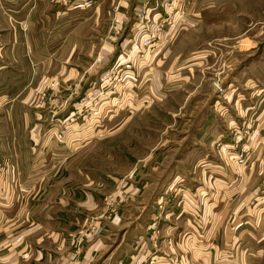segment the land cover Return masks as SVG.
I'll return each instance as SVG.
<instances>
[{"label": "rangeland", "instance_id": "374dc122", "mask_svg": "<svg viewBox=\"0 0 264 264\" xmlns=\"http://www.w3.org/2000/svg\"><path fill=\"white\" fill-rule=\"evenodd\" d=\"M5 1L9 4L10 0ZM3 2L0 0V11ZM85 2L53 0L55 13L73 9L86 15L85 19L79 17L85 23L71 21L65 26L64 40L68 41L62 51V34L55 39L59 41L53 50L55 58L67 60L70 75L56 61L54 74H37L35 92L27 99L23 93L15 101L22 104L13 108L0 102V121L10 114L17 121L11 124L6 118L0 123V170L4 168L0 190H5L8 174L10 182L12 164L17 161L16 175L21 173V179L16 182L30 185L16 188L20 196L34 187L43 191L52 182H75L87 196L95 195L102 203L103 211L88 215L80 232L97 237L102 218L131 213L128 205L136 202L132 197L140 207L143 194L151 203L164 196L162 204L155 202L157 212L170 205L171 195L181 198L182 194L171 191L161 195L177 172L178 189L186 188L184 202L191 204L190 195L196 198L198 188L202 197L197 196L198 210L207 208L203 216L207 218L198 213L197 252L189 249L182 234L164 233L159 216H154L148 230L150 243L174 244L176 247L168 249L182 261L179 264H264V71L257 72L264 52V0H177L173 5L172 0ZM177 9L179 15L170 20ZM143 11L150 32L158 25L162 31L153 39L155 46L143 48L147 53L139 55L133 47L141 39L137 31ZM28 19L20 22L24 32L30 28L32 20ZM58 25L56 22L54 28ZM129 63L131 68H127ZM107 75L111 78L103 86L102 78ZM208 108L216 113L213 119L221 132L219 140L213 143L211 139L205 145L201 144L204 134L197 133L211 127L205 124L206 115L202 117ZM33 133L38 135L36 142L31 139ZM197 145L213 147L211 158L226 167L229 162V173L239 175L244 184L241 195L236 192L227 197L220 191L214 211L204 201L211 191V174L221 178L227 173L204 167L205 157L189 151L200 147ZM30 146L48 150L38 155ZM16 148L22 153L16 154ZM243 148L251 153L245 164L238 161ZM146 179L152 183L143 193ZM159 185L163 189L158 190ZM226 211V218L215 216L216 230L210 231L211 217H221ZM186 220L179 222L184 226ZM207 229L210 232L202 234ZM152 234H157L155 241ZM153 251L144 256L135 252L129 264L137 258L157 264L158 254Z\"/></svg>", "mask_w": 264, "mask_h": 264}, {"label": "crops", "instance_id": "0c3cea01", "mask_svg": "<svg viewBox=\"0 0 264 264\" xmlns=\"http://www.w3.org/2000/svg\"><path fill=\"white\" fill-rule=\"evenodd\" d=\"M4 2L2 3L4 5L3 10L0 11V102H6L14 108L15 101L21 98L23 93L25 99H27L26 97L31 92V94L35 92L33 83L36 81L35 76L37 74L43 75L45 72L51 75L54 74L52 65L56 61H60L62 72H67L70 75L67 60L65 58L61 60L55 58L56 54L53 50L56 45L57 47L59 45L57 44L59 41L55 39L59 37V33L62 34V51L64 43L66 44L68 41L67 39L64 40L68 33V28L65 26L68 27L71 21H76V25L85 23L86 21L81 19H85L86 15L84 12L74 11L73 9H61L60 12L55 13L53 12L55 8L53 0H14L13 4H10L11 0L9 4L5 0ZM22 12H26L28 15L24 16L25 13L21 14ZM80 15H83V18H79ZM26 17L32 21L30 20V28L24 32L20 27V22L25 20ZM56 22L59 25L54 28ZM44 46L46 48L45 53H42L40 49L43 50ZM260 56L264 58V52ZM263 58L259 63V67H257V72L264 71V62L261 63L264 60ZM20 104L22 103L16 106ZM225 110H221V113ZM204 113L202 117L206 115L203 117L206 118L204 120L205 124L209 123L211 127L206 126V130L204 129L197 134H204L201 137V141H203L201 144L207 145L212 141L211 139H213V143L215 140H219L218 136L221 130H219L220 127L218 128V121L215 122L213 119L216 115L213 108H208ZM6 118L10 120L11 124L17 122L15 117L10 114V116H4L0 123L4 122ZM213 125L216 127L214 135ZM72 126L71 124L70 130ZM215 135H217L216 139ZM33 136L34 138L31 137V139L36 142L38 135L33 133ZM15 139L17 140V137ZM197 146L200 147L189 151L195 154L199 153V155L205 157L204 167L211 168L212 172L220 171L223 173L225 171L227 173V177L221 178H215L217 176L214 177L211 174L214 181L211 182V191H206L208 194L205 196L204 201L212 206L214 211L216 195L220 191L227 197H232L236 192L241 195V193H244V190L240 191L244 184L239 175L236 178V176L230 174L229 162H226V167L219 160L211 158L215 155L213 147ZM30 147L31 152H38V155L45 154L44 152L48 150L45 147L38 150L33 146ZM14 151L16 154L22 153L17 148ZM254 155L257 156V148L254 149ZM12 166L13 168L9 166L10 171L13 172L10 175V182H7L8 174L6 181L3 183L5 190L3 192L0 190V264H129L135 252L140 256H144L151 253V250H154L153 254H158L155 257L157 258V264L181 263V260L177 258V261L172 255L171 252L173 251L168 249L176 247L174 244L168 247L162 241L158 246L156 242L155 245L150 243L147 235L154 216H159L160 221L158 224H163L164 233L167 235L173 234L174 236L182 234L189 241V249L197 252L198 213H202V219L207 218L203 217L205 216L206 210L204 209L206 207L202 210L200 208V211L198 210L197 196L200 200L202 199L197 193L198 188L195 189L196 198L189 194L191 204L184 202L182 197L185 194L182 192H186V188L185 190L178 189L179 183L176 179L179 175L177 172H174L175 177L170 182L169 187L163 189L161 187L163 185H159L158 190L163 189L161 195H163V191L166 193L171 191L177 195L182 194L181 198L171 195L168 198L170 202L172 200L170 205H167V199L164 200L167 201L164 203L167 208L163 206V209L157 212L155 202L162 204L164 196L151 203V199L143 194L152 183L146 179L144 180L145 184L142 185L145 190L141 195L142 197H139L140 202L138 204L141 205L140 207L137 206L138 199L132 197L131 201L136 200V202L129 205L127 203L128 208L131 209L129 215L122 212L119 217H112L111 215L110 220L102 218L104 221L101 226V235L86 237L80 232L89 219L88 215L92 217L103 211L99 197L95 195L87 196L83 186H77L78 184L69 182V180L52 182L53 184L51 183L49 186L45 185L46 188L43 191H41L42 188L36 191L37 188L34 187L33 191L30 189L29 194L20 196V191L16 188L30 185L23 183V186H21L22 181L16 182L21 179V173L17 176L18 169L15 167L19 166V162H15ZM25 181L34 184L30 179ZM217 181L219 184H217ZM72 183L74 185H71ZM182 187L185 186L182 185ZM116 210L118 211L117 208ZM187 212L189 216L186 215ZM183 213H185L184 216ZM226 214L222 212L221 217L218 214L211 217V221L213 219L215 223L212 221L210 231L215 232L216 220L226 218L229 215ZM215 216H218V218ZM181 218L187 219L184 226L179 222ZM210 231L207 229L202 231V234ZM170 241L181 244V242L174 239Z\"/></svg>", "mask_w": 264, "mask_h": 264}, {"label": "built area", "instance_id": "2783aa9c", "mask_svg": "<svg viewBox=\"0 0 264 264\" xmlns=\"http://www.w3.org/2000/svg\"><path fill=\"white\" fill-rule=\"evenodd\" d=\"M93 2V0H86V5H91ZM177 0H172V5L175 3L176 4ZM145 10V9H144ZM143 13L144 11L142 12V21H141V28H140V32L137 31V34H141V39L140 41H136L134 47H133V51H138L136 54H139V55H142L143 53L146 54L147 52L144 51L143 48H151V47H154L155 44L153 43V39L155 38L156 35H158L159 33H161L162 29L160 28V26H156L153 30L155 31H151L150 32V26L148 24H144V19L147 18L148 16L145 14L143 16ZM146 13V12H145ZM179 15V11L178 9L176 11H172V14L169 15L170 16V20L171 19H174ZM172 23V21H171ZM173 24V23H172ZM152 30V29H151ZM153 32V33H152ZM171 32V30H170ZM154 44V46H153ZM142 48V50H141ZM138 49V50H137ZM146 49V50H148ZM139 55H136L135 57H138L139 58ZM130 61L132 62V60L130 59ZM132 64L129 63L128 64V67L127 68H131ZM126 68V69H127ZM128 70V69H127ZM130 71V70H129ZM131 75V74H130ZM113 77V76H112ZM111 78L110 75H107L106 77L102 78V85L104 86L103 82L105 83V81H107V79ZM237 137V136H236ZM236 141H239L237 140L236 138ZM242 152L241 153H238V161L241 163V164H245L246 163V160H247V156L251 155V153L249 152V150L247 151V149L243 148L241 149ZM2 166V165H1ZM4 169V168H3ZM3 169L0 170V174L3 175ZM152 240L155 241L156 238H157V234H152ZM147 262L146 258L143 259V258H137L136 262L134 264H145L144 263Z\"/></svg>", "mask_w": 264, "mask_h": 264}, {"label": "bare ground", "instance_id": "6f19581e", "mask_svg": "<svg viewBox=\"0 0 264 264\" xmlns=\"http://www.w3.org/2000/svg\"><path fill=\"white\" fill-rule=\"evenodd\" d=\"M141 58H142V56H141Z\"/></svg>", "mask_w": 264, "mask_h": 264}]
</instances>
